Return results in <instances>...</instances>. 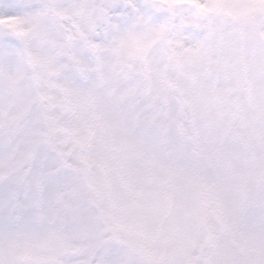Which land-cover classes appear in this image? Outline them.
Segmentation results:
<instances>
[{
	"label": "clouds",
	"instance_id": "9594fccd",
	"mask_svg": "<svg viewBox=\"0 0 264 264\" xmlns=\"http://www.w3.org/2000/svg\"><path fill=\"white\" fill-rule=\"evenodd\" d=\"M141 3L0 40V264H264V0Z\"/></svg>",
	"mask_w": 264,
	"mask_h": 264
},
{
	"label": "snow or ice",
	"instance_id": "6c2138e0",
	"mask_svg": "<svg viewBox=\"0 0 264 264\" xmlns=\"http://www.w3.org/2000/svg\"><path fill=\"white\" fill-rule=\"evenodd\" d=\"M42 0H0V40H7L15 32L23 34L24 25H31L36 19V9ZM57 15L72 21L63 26L61 36L67 33L72 38L95 35L107 38L122 30L133 18L134 13L147 12L141 0H51ZM70 68V65H64ZM81 70H85L82 66ZM0 75L9 79L13 75L10 67L0 59ZM70 78L74 72L69 70ZM113 87H119L120 76L112 75ZM77 83L79 81L77 80ZM2 91V90H0ZM114 102L113 106H115Z\"/></svg>",
	"mask_w": 264,
	"mask_h": 264
}]
</instances>
